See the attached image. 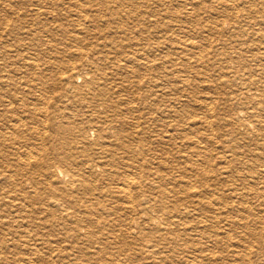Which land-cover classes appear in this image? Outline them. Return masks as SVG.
I'll use <instances>...</instances> for the list:
<instances>
[{
  "label": "bare ground",
  "instance_id": "bare-ground-1",
  "mask_svg": "<svg viewBox=\"0 0 264 264\" xmlns=\"http://www.w3.org/2000/svg\"><path fill=\"white\" fill-rule=\"evenodd\" d=\"M242 2L211 19L226 39L146 59V0H0V264H264V153L208 150L221 123L264 132V7ZM146 151L174 197L146 198Z\"/></svg>",
  "mask_w": 264,
  "mask_h": 264
},
{
  "label": "rangeland",
  "instance_id": "rangeland-1",
  "mask_svg": "<svg viewBox=\"0 0 264 264\" xmlns=\"http://www.w3.org/2000/svg\"><path fill=\"white\" fill-rule=\"evenodd\" d=\"M159 0H146V19L148 22H146V59L151 58V59H158L159 58V51L161 49L159 48V51H156L157 46H161V42H164L165 39L169 38L170 34L174 36L176 39H190L191 41L194 42H204L202 41L203 39H211L212 42L218 43L219 40L221 39H226L228 35L224 34H210L209 32V26L211 25V19L218 18L220 15L226 14H233L234 13V7L238 6L241 3H243V0H220L219 3H221L220 7L217 5L218 0H198L196 1L197 3L201 4L200 8L201 11L198 12V17L196 18V15L192 16L189 18L188 14L186 13V10H180V13L177 15H174L175 18H180L178 20L181 24L178 25L179 23H172V28L171 31L166 30L165 24L166 21L169 19L163 18L165 14H161L159 10H157L155 6V2ZM249 1V0H247ZM227 2V3H225ZM252 3V10H258L262 7H264V0H251ZM237 3V4H236ZM234 6H233V5ZM236 4V5H235ZM203 5V6H202ZM205 6V7H204ZM216 6V7H215ZM215 7V8H214ZM251 7V6H250ZM255 7V8H254ZM172 13V12H171ZM162 15V16H161ZM171 19L174 17L173 14L168 15ZM162 17V18H161ZM210 17V18H209ZM152 18V19H151ZM151 19V20H150ZM170 19V20H171ZM169 20V21H170ZM209 20V21H208ZM238 21V19H237ZM63 24H66V22L62 21ZM229 25L236 26L238 23L236 20L232 19L231 21L229 20ZM184 25V26H183ZM178 26V27H175ZM183 26V27H182ZM229 26H226V28ZM188 28V29H187ZM224 28V29H226ZM178 31V32H177ZM187 33V34H186ZM210 34V35H208ZM179 35V36H178ZM187 35V36H186ZM217 35V36H216ZM226 35V36H225ZM191 36V37H190ZM207 37V38H206ZM211 37V38H210ZM223 37V38H222ZM153 41V42H152ZM210 41V42H211ZM234 42V40L232 41ZM52 49H62V46H53ZM148 51V52H147ZM155 54V55H154ZM110 65V64H109ZM145 73V74H144ZM140 74H136L133 76V79H141L145 84L148 80V73L144 72ZM89 78V77H86ZM132 79V78H131ZM229 82L227 85L230 87L231 85H234V83H237L238 81H234L231 78H228ZM89 81V79H86ZM80 79L77 80L75 79V82L79 85ZM234 81V83L232 82ZM109 83V82H108ZM233 83V84H231ZM230 85V86H229ZM218 92L222 93L223 91L218 90ZM146 93V90L142 89L138 95L142 96ZM220 110L219 112H222L223 110V105L219 106ZM198 115L199 112H194V110L189 109V115ZM239 124L235 126H227L221 123V127H219V131L216 133H212L210 135V142H209V147L208 150L210 151L211 154H218V153H226L227 152H247V151H255L257 149L258 152L264 153V148H262V144H264V139H261L262 137H259L261 135H264V132H260L259 134L256 132V128L254 126L247 124L246 119L242 117V119L239 120ZM246 123V124H245ZM223 124V125H222ZM242 124L243 127L241 126ZM248 125V126H247ZM262 127V126H261ZM148 124H147V111H146V132L141 135L146 140V148L149 143L148 139ZM229 130H231V137ZM232 132L234 135H232ZM89 137H93V133L89 132L88 133ZM238 144V145H237ZM255 145H258V148H254ZM238 147V148H235ZM154 150L155 152H158L159 146L154 145ZM147 150V149H146ZM138 163H144L146 165V198L148 196H155L158 194L159 191L162 189H166L167 192H171L174 197V193L170 190L169 186H164L163 188L160 187V181H159V174L155 173L157 172V160H155V157H151L149 153L146 151V155L141 158L136 160ZM154 168V169H153ZM151 169V170H150ZM153 170V171H152ZM160 172V171H159ZM155 173V174H153ZM174 191V190H173ZM173 203L171 201H168L165 206L167 208L173 207ZM115 207V204H109V206H106V209H110L112 207ZM147 207V205H146ZM153 209V208H152ZM156 210L153 209L151 211L152 216L155 215ZM137 213V212H136ZM132 217L137 218V216L132 213ZM162 222V221H161ZM161 232L160 234H162ZM160 234H155V239L159 238ZM167 253V250L165 251ZM164 253V255L168 256V261H164L162 263L160 262V255L155 256L151 255L150 253L146 252V248L143 250V252L139 255L137 258L134 260L130 261L128 264H178V255L173 252L169 253ZM172 261V262H171ZM153 262V263H152ZM171 262V263H170ZM127 264V263H126Z\"/></svg>",
  "mask_w": 264,
  "mask_h": 264
}]
</instances>
